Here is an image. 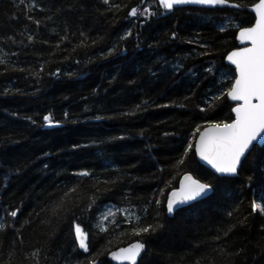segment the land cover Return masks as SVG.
<instances>
[{
  "label": "trees",
  "instance_id": "1",
  "mask_svg": "<svg viewBox=\"0 0 264 264\" xmlns=\"http://www.w3.org/2000/svg\"><path fill=\"white\" fill-rule=\"evenodd\" d=\"M229 1L0 0V264H115L135 240L137 264H264V145L235 177L187 151L234 119L225 58L258 0ZM187 172L212 192L168 213Z\"/></svg>",
  "mask_w": 264,
  "mask_h": 264
},
{
  "label": "snow or ice",
  "instance_id": "2",
  "mask_svg": "<svg viewBox=\"0 0 264 264\" xmlns=\"http://www.w3.org/2000/svg\"><path fill=\"white\" fill-rule=\"evenodd\" d=\"M108 0H105L107 3ZM228 0H159L160 5L167 11L177 4H202L218 5L225 4ZM239 7V5H232ZM256 13L255 24L252 27L242 28L239 31L241 43L249 46L238 48L232 51L227 59L235 66V81L228 89L227 97L238 102L231 111L235 114V119L230 123H212L201 131L197 128L199 139L195 145L189 144L187 151L195 150V155L200 160L210 165L217 173L234 174L237 166L241 162V157L245 156L250 145L258 137L264 140V0L254 5ZM136 9H132L130 15H135ZM44 120L51 125L53 121L49 116ZM180 164L184 160L179 161ZM80 175L86 176L87 172ZM211 185L201 183L193 179L189 174H185L180 182L179 189H174L168 197L167 212L173 213L176 207L186 204L206 194ZM255 210L258 205L253 204ZM264 211V208L261 209ZM16 216L15 211L10 213ZM0 225V228H3ZM155 231V227H142L136 230L135 234L147 233L149 230ZM76 236L80 247L87 251L86 237L81 228L76 226ZM144 245L137 242L128 248L121 249L117 253H112L113 258H120L128 264H136V259Z\"/></svg>",
  "mask_w": 264,
  "mask_h": 264
},
{
  "label": "water",
  "instance_id": "3",
  "mask_svg": "<svg viewBox=\"0 0 264 264\" xmlns=\"http://www.w3.org/2000/svg\"><path fill=\"white\" fill-rule=\"evenodd\" d=\"M157 1L159 2V0H157ZM257 3H259V0H258L256 3H254L253 5L247 7V9H248L251 13L254 14L255 19H256V13H255V11H254V5L257 4ZM233 4H235V5H239V4H237L236 2H231V1H229V0H228V2L225 3V4H218V5H202V4H194V3H188V4H177V5H174L173 8H172L171 10H168V12H171L174 8H180V7H198V8H209V9H213V8H216V7H230V8H236V9H237V8H242L240 5H239V7H233V6H232ZM254 24H255V21H254V23H253L251 26H248V27H252V26H254ZM243 28H247V27H243ZM241 29H242V28H241ZM241 29H239V31H240ZM239 31L237 32V41H238V46H239V47L234 48V49H232L231 51H229V52L227 53V55H226V58H225L226 63H227L228 65L234 67V68H235V66L232 65L231 62L228 61V59H227L228 55H229L232 51H234V50H236V49H238V48H242V47L249 46L246 42H245V43H241V41L239 40V38H238V37H239ZM227 98H228V97H227ZM228 100H229L231 103H234V104H235L233 107H235L236 104L238 103V102L232 101L230 98H228ZM233 115H234V119H235V114L233 113ZM230 122H231V121H230ZM230 122H228V123H230ZM207 127H208V125L205 126V127H203V128L201 129V131H203V130H204L205 128H207ZM198 139H199V133H198V135H197V137H196L195 143H196V141H197ZM262 145H264V140H262V139L259 138V137H258L255 141H253L252 145H250L249 150L246 151L245 156L241 157V162L238 164V166H237V171H236V173H234V174H220V173H217V172H216V171H215L210 165H208L206 162L200 160L199 156L196 155V158H197L198 162H199L202 166L208 168V169L211 170L214 174H216V175H218V176H220V177H235V176H237V174H238V170H239V168H240V166H241V164H242L244 158L247 156V154L253 149L254 146H262ZM194 151H195V150H194ZM185 174H189V175H191V176L193 177V179L199 180L201 183H206L205 181H202L201 179L195 177L194 174L191 173V172H187V173H185ZM185 174H184V175H185ZM184 175H183V176H184ZM183 176L181 177V179L183 178ZM181 179H180V181H179L178 186H177L175 189H179ZM206 184H208V183H206ZM173 190H174V189H173ZM173 190H172V191H173ZM172 191L169 192L168 197H169V195L171 194ZM211 192H212V187L210 188V190H209L206 194H203L201 197H198V198L195 199V200L189 201V202H187L186 204L179 205L178 207L175 208V210L179 209L180 207H184V206H187V205H189V204H192V203L198 202V201L204 199L205 197H207ZM168 197H167V201H168ZM175 210H174V211H175ZM174 211H173V212H174ZM85 242H86V241H85ZM137 242L143 244L142 242H140V241H138V240H135V241H133V242L127 244L126 246H122V247H119V248L115 249L114 251H112V252L109 254V257L113 259V261H114L115 264H128L127 261H123V260L120 259V258H113L112 253H117V252H119L121 249L128 248L130 245H132V244H134V243H137ZM78 243H79V240H78ZM143 245H144V244H143ZM79 246H80V243H79ZM144 251H145V245H144V248L141 250L140 254L138 255V257H137V259H136V264L138 263L139 259L141 258L142 254L144 253Z\"/></svg>",
  "mask_w": 264,
  "mask_h": 264
},
{
  "label": "bare ground",
  "instance_id": "4",
  "mask_svg": "<svg viewBox=\"0 0 264 264\" xmlns=\"http://www.w3.org/2000/svg\"><path fill=\"white\" fill-rule=\"evenodd\" d=\"M79 244V243H78Z\"/></svg>",
  "mask_w": 264,
  "mask_h": 264
}]
</instances>
